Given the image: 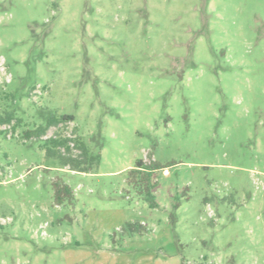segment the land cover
<instances>
[{"label": "rangeland", "instance_id": "374dc122", "mask_svg": "<svg viewBox=\"0 0 264 264\" xmlns=\"http://www.w3.org/2000/svg\"><path fill=\"white\" fill-rule=\"evenodd\" d=\"M3 110L0 264H264V0H0Z\"/></svg>", "mask_w": 264, "mask_h": 264}, {"label": "trees", "instance_id": "16d2710c", "mask_svg": "<svg viewBox=\"0 0 264 264\" xmlns=\"http://www.w3.org/2000/svg\"><path fill=\"white\" fill-rule=\"evenodd\" d=\"M71 120L72 118L67 115L51 114L43 125L25 131L23 138L41 139L50 128H57L59 125ZM11 124L12 127L19 124V120L15 118L14 114L5 110L0 112V126H9ZM70 143H73V146H70ZM43 147L47 156L58 159L61 165L68 166L69 170L75 172L83 173L89 171L92 165L97 164L100 159L99 154H91L90 148L81 137L64 136L59 132H56L53 137L46 138ZM73 151H76V154H73ZM158 169L160 167L155 162L146 164L142 160H138L135 168L129 173V182L139 190L150 208L157 206L153 194L155 182H152V178L153 173Z\"/></svg>", "mask_w": 264, "mask_h": 264}, {"label": "built area", "instance_id": "2783aa9c", "mask_svg": "<svg viewBox=\"0 0 264 264\" xmlns=\"http://www.w3.org/2000/svg\"><path fill=\"white\" fill-rule=\"evenodd\" d=\"M70 146H73V143H70Z\"/></svg>", "mask_w": 264, "mask_h": 264}]
</instances>
